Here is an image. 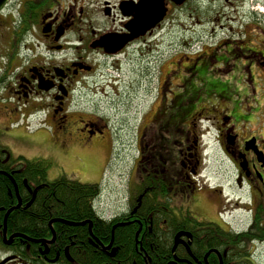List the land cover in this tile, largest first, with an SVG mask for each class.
Segmentation results:
<instances>
[{
    "label": "flooded vegetation",
    "instance_id": "1",
    "mask_svg": "<svg viewBox=\"0 0 264 264\" xmlns=\"http://www.w3.org/2000/svg\"><path fill=\"white\" fill-rule=\"evenodd\" d=\"M243 1L0 0V264H264V13Z\"/></svg>",
    "mask_w": 264,
    "mask_h": 264
},
{
    "label": "rangeland",
    "instance_id": "2",
    "mask_svg": "<svg viewBox=\"0 0 264 264\" xmlns=\"http://www.w3.org/2000/svg\"><path fill=\"white\" fill-rule=\"evenodd\" d=\"M240 6L242 11H247V13L248 11H254L252 7H259L256 11H258L259 13H264L262 12L264 11V0H245V2L243 1L242 3H240ZM248 19L249 18H246L242 22L245 23V21H248ZM258 23L260 25V29L264 31V22L258 21ZM252 25L253 21H250V26ZM199 49H201V44H199V42H196L191 48L187 46L182 51L188 54H192V51L196 52L199 51ZM124 130L125 128L121 130V132L124 133ZM120 137L122 139L124 138L122 134L118 135L116 138L118 142L122 144L123 140H120ZM121 146L122 145L118 144L113 157L110 158V164L108 166L109 169H106L107 171L104 174V179H102L103 182L101 185L99 196L95 199V205L97 209L105 216H111L120 209H124L126 205L127 189L126 181L124 179V171L130 170L134 158L132 155L126 156V151H124ZM217 169H219V164L214 162V160H210L207 172L211 176L212 182L225 183L226 180H224V176L220 174V169ZM99 174L100 170L99 173L93 175V177H98Z\"/></svg>",
    "mask_w": 264,
    "mask_h": 264
},
{
    "label": "trees",
    "instance_id": "3",
    "mask_svg": "<svg viewBox=\"0 0 264 264\" xmlns=\"http://www.w3.org/2000/svg\"><path fill=\"white\" fill-rule=\"evenodd\" d=\"M82 191H85V190L75 189L72 191V195H68L67 190H64V189L58 190V193L60 195L55 197V198L58 199V198L62 197L63 199L64 198L66 199L67 204H68L67 206H68L69 211H70L69 212L70 215L74 216V215L80 214V213L85 215V214L93 212V210H92V206H91L90 202L87 200V198H85L81 195L80 192H82ZM90 192L92 193V196L95 199L100 193L99 189H92V190H90ZM94 206L97 209V207L95 205V200H94ZM29 222H30L29 217L21 216V215L10 214L9 219H8V223H9L8 225H9L10 229L12 228L13 223L17 224L18 227H27ZM31 222L34 223L35 221H33L31 219ZM106 224L109 225L110 223L106 222ZM110 225H109V229H110ZM138 226H139V223H136V226H134V227H132V226H125V227L119 226V227H117V232H118L117 235L121 239L122 245H125L127 247L132 246L134 236H135L136 232L138 231Z\"/></svg>",
    "mask_w": 264,
    "mask_h": 264
},
{
    "label": "bare ground",
    "instance_id": "4",
    "mask_svg": "<svg viewBox=\"0 0 264 264\" xmlns=\"http://www.w3.org/2000/svg\"><path fill=\"white\" fill-rule=\"evenodd\" d=\"M263 10V9H262Z\"/></svg>",
    "mask_w": 264,
    "mask_h": 264
}]
</instances>
